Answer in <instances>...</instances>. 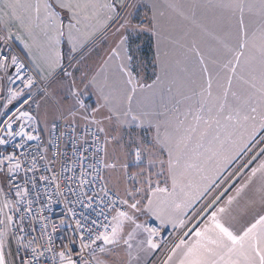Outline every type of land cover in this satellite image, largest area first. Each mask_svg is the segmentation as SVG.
<instances>
[{
	"label": "snow or ice",
	"instance_id": "snow-or-ice-1",
	"mask_svg": "<svg viewBox=\"0 0 264 264\" xmlns=\"http://www.w3.org/2000/svg\"><path fill=\"white\" fill-rule=\"evenodd\" d=\"M0 264H264V0H0Z\"/></svg>",
	"mask_w": 264,
	"mask_h": 264
},
{
	"label": "crops",
	"instance_id": "crops-1",
	"mask_svg": "<svg viewBox=\"0 0 264 264\" xmlns=\"http://www.w3.org/2000/svg\"><path fill=\"white\" fill-rule=\"evenodd\" d=\"M153 57V61L155 60V51H154V54L152 55ZM148 55L145 54V53H140V59L141 60H149L148 59ZM155 63V62H154ZM148 64L149 63H144L143 61V64L141 63L140 66H139V63L137 61V67H138V71L140 73V75L143 77V79H145L147 82L151 83V81L155 78V73L158 71V68L155 64L154 66V69H150L148 68ZM165 98H167V94L165 93ZM157 100H159V95L157 96Z\"/></svg>",
	"mask_w": 264,
	"mask_h": 264
},
{
	"label": "rangeland",
	"instance_id": "rangeland-1",
	"mask_svg": "<svg viewBox=\"0 0 264 264\" xmlns=\"http://www.w3.org/2000/svg\"><path fill=\"white\" fill-rule=\"evenodd\" d=\"M154 51H155V47H154V44L152 42H150L148 40L143 41L141 49H140V51L138 53V59H137V61L139 63V66H140L141 63L143 64V61H144V63H149V64H151V66L154 67L155 63L153 61V57H151L154 54ZM141 52L145 53V54L147 52V53L150 54V57L148 58L149 59L148 61L144 60V59L143 60L140 59V53Z\"/></svg>",
	"mask_w": 264,
	"mask_h": 264
},
{
	"label": "trees",
	"instance_id": "trees-1",
	"mask_svg": "<svg viewBox=\"0 0 264 264\" xmlns=\"http://www.w3.org/2000/svg\"><path fill=\"white\" fill-rule=\"evenodd\" d=\"M146 54L148 55V57H150V54H149V53L146 52ZM151 57H152V56H151ZM148 68H150V69H154V67L151 66V64H148Z\"/></svg>",
	"mask_w": 264,
	"mask_h": 264
},
{
	"label": "built area",
	"instance_id": "built-area-1",
	"mask_svg": "<svg viewBox=\"0 0 264 264\" xmlns=\"http://www.w3.org/2000/svg\"><path fill=\"white\" fill-rule=\"evenodd\" d=\"M56 211H57V212L59 211V207L56 208Z\"/></svg>",
	"mask_w": 264,
	"mask_h": 264
}]
</instances>
